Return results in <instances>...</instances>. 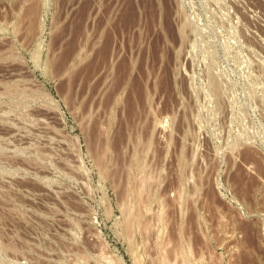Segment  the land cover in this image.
<instances>
[{
	"label": "rangeland",
	"instance_id": "1",
	"mask_svg": "<svg viewBox=\"0 0 264 264\" xmlns=\"http://www.w3.org/2000/svg\"><path fill=\"white\" fill-rule=\"evenodd\" d=\"M0 264H264V0H0Z\"/></svg>",
	"mask_w": 264,
	"mask_h": 264
},
{
	"label": "bare ground",
	"instance_id": "2",
	"mask_svg": "<svg viewBox=\"0 0 264 264\" xmlns=\"http://www.w3.org/2000/svg\"><path fill=\"white\" fill-rule=\"evenodd\" d=\"M100 156H101V155H100ZM145 183H146V182H145ZM144 186H145V185H144ZM143 191H146V190H143ZM132 209H133V208H132ZM132 209H131V210H132ZM128 215H129V214H128ZM141 221H142V220H141ZM140 224H141V223H140ZM131 225H132V224H131ZM146 226H147V225H146ZM187 246H188V245H187ZM182 248H183V246H182ZM190 252H191V251H190Z\"/></svg>",
	"mask_w": 264,
	"mask_h": 264
}]
</instances>
